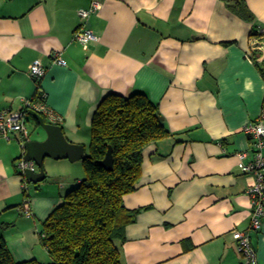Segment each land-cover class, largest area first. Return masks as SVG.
<instances>
[{
	"label": "crops",
	"instance_id": "obj_1",
	"mask_svg": "<svg viewBox=\"0 0 264 264\" xmlns=\"http://www.w3.org/2000/svg\"><path fill=\"white\" fill-rule=\"evenodd\" d=\"M95 1L99 10L83 20L79 11ZM246 1L252 23L223 0H0V112L44 94L67 140L88 153L108 95L144 93L159 107L170 137L145 150L138 189L124 198L127 210L142 211L126 227L122 264H245L233 232L251 227L255 180L238 155L251 153L244 129L264 109L262 70L247 58L264 46V0ZM84 27L98 38L88 50L75 40ZM54 51L67 67L51 65ZM36 60L48 68L38 82L29 75ZM38 128L30 116V141L46 139ZM18 139L0 137V236L16 262L51 264L43 225L85 178L84 165L46 159L27 217ZM251 243L264 264V220Z\"/></svg>",
	"mask_w": 264,
	"mask_h": 264
},
{
	"label": "trees",
	"instance_id": "obj_2",
	"mask_svg": "<svg viewBox=\"0 0 264 264\" xmlns=\"http://www.w3.org/2000/svg\"><path fill=\"white\" fill-rule=\"evenodd\" d=\"M223 1L243 20L255 21L246 0ZM257 65L264 76V66ZM168 137L158 105L146 94H110L102 100L93 119L90 148L82 160L85 178L43 225L42 241L51 264H122L120 247L126 227L142 211L127 210L124 198L138 189L145 150ZM109 152L111 170L102 165ZM0 264L41 263L16 262L0 236Z\"/></svg>",
	"mask_w": 264,
	"mask_h": 264
},
{
	"label": "built area",
	"instance_id": "obj_3",
	"mask_svg": "<svg viewBox=\"0 0 264 264\" xmlns=\"http://www.w3.org/2000/svg\"><path fill=\"white\" fill-rule=\"evenodd\" d=\"M100 6L101 4L95 1L89 10H80L79 16L87 21L93 13L99 10ZM75 40L83 46L84 50H88L89 44L97 41L98 38L90 28L84 27L76 31ZM255 51L261 52L257 59H253L251 55H248L247 58L255 64L264 66V46L261 43H256L252 46V52ZM50 60L53 66L67 67L68 65L61 51L52 52ZM47 72L48 68L40 60L34 61L29 67V75L37 82L43 80ZM31 112L39 114L52 125L62 122V118L46 103L44 94L39 99L25 100L24 108L20 111L2 110L0 112V137L6 141H12L19 137L18 140L24 149V154L18 160V172L23 181V191L28 195L26 203L21 208V212L27 217H31L33 212L28 194L31 183L27 180L26 174L28 171L39 172L35 162L25 160V144L30 141L31 137L28 129ZM244 132L250 138L252 149L251 153H240L238 157L241 172L251 175L255 180L248 189L251 199V227L245 232H233V237L245 264H260L258 254L251 243V234L262 230L264 220V109L256 121L245 127ZM249 157H251L250 161H248Z\"/></svg>",
	"mask_w": 264,
	"mask_h": 264
},
{
	"label": "water",
	"instance_id": "obj_4",
	"mask_svg": "<svg viewBox=\"0 0 264 264\" xmlns=\"http://www.w3.org/2000/svg\"><path fill=\"white\" fill-rule=\"evenodd\" d=\"M30 116L38 121L41 129L46 134V139L43 141H29L25 144V160L35 162L39 169V172H27L26 178L30 183L39 184L46 180L47 175L44 168L46 159L69 160L75 163L85 158V147L69 142L61 126L48 124L42 116L34 112H31ZM102 165L108 170L112 169L113 158L111 152L108 153Z\"/></svg>",
	"mask_w": 264,
	"mask_h": 264
},
{
	"label": "rangeland",
	"instance_id": "obj_5",
	"mask_svg": "<svg viewBox=\"0 0 264 264\" xmlns=\"http://www.w3.org/2000/svg\"><path fill=\"white\" fill-rule=\"evenodd\" d=\"M37 132H39V134H41V135L45 134V132L41 128H38ZM37 132H36V134H37ZM30 187H31V185H30Z\"/></svg>",
	"mask_w": 264,
	"mask_h": 264
}]
</instances>
